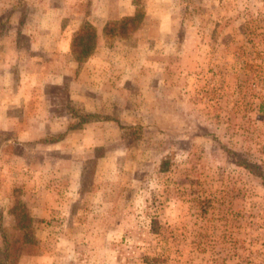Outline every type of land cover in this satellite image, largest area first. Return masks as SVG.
I'll list each match as a JSON object with an SVG mask.
<instances>
[{
  "label": "rangeland",
  "instance_id": "rangeland-1",
  "mask_svg": "<svg viewBox=\"0 0 264 264\" xmlns=\"http://www.w3.org/2000/svg\"><path fill=\"white\" fill-rule=\"evenodd\" d=\"M3 238L8 264H264V0H0Z\"/></svg>",
  "mask_w": 264,
  "mask_h": 264
},
{
  "label": "trees",
  "instance_id": "trees-1",
  "mask_svg": "<svg viewBox=\"0 0 264 264\" xmlns=\"http://www.w3.org/2000/svg\"><path fill=\"white\" fill-rule=\"evenodd\" d=\"M135 21V17H132V16H129L125 19V23L128 24V23H133ZM124 26V25H123ZM106 28L108 27L105 26ZM121 32L125 34V31L124 29H121ZM79 57V56H78ZM17 227L23 229L24 226H22L21 224V221L18 220V223H17ZM7 248H8V242L5 238H3V245L2 247L0 248V264H8V251H7Z\"/></svg>",
  "mask_w": 264,
  "mask_h": 264
},
{
  "label": "crops",
  "instance_id": "crops-1",
  "mask_svg": "<svg viewBox=\"0 0 264 264\" xmlns=\"http://www.w3.org/2000/svg\"><path fill=\"white\" fill-rule=\"evenodd\" d=\"M131 15V14H130ZM122 16H125L126 17V15H122ZM121 16V17H122ZM127 17H129V16H127ZM109 22V21H108ZM46 138H48V136H43L42 138H39V140L38 141H41L42 140V142H46L45 140H46ZM52 143H56V142H49L48 144H52Z\"/></svg>",
  "mask_w": 264,
  "mask_h": 264
}]
</instances>
